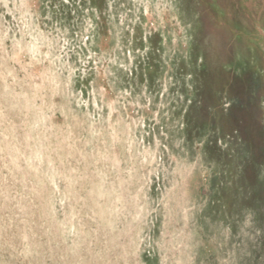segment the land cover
I'll return each mask as SVG.
<instances>
[{"label":"rangeland","instance_id":"rangeland-1","mask_svg":"<svg viewBox=\"0 0 264 264\" xmlns=\"http://www.w3.org/2000/svg\"><path fill=\"white\" fill-rule=\"evenodd\" d=\"M0 264H264V0H0Z\"/></svg>","mask_w":264,"mask_h":264},{"label":"bare ground","instance_id":"bare-ground-1","mask_svg":"<svg viewBox=\"0 0 264 264\" xmlns=\"http://www.w3.org/2000/svg\"><path fill=\"white\" fill-rule=\"evenodd\" d=\"M61 187V186H60Z\"/></svg>","mask_w":264,"mask_h":264}]
</instances>
